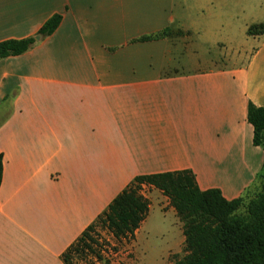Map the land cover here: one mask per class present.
<instances>
[{
  "label": "crops",
  "instance_id": "1",
  "mask_svg": "<svg viewBox=\"0 0 264 264\" xmlns=\"http://www.w3.org/2000/svg\"><path fill=\"white\" fill-rule=\"evenodd\" d=\"M195 2L201 19L187 23L176 0H0V43L62 16L51 36L0 60V264H64L138 176L190 170L201 190L227 200L255 188L264 149L248 106L264 108V33L247 32L264 25V3L240 16L239 0ZM166 29L189 41H139ZM195 36L225 62L181 72L176 56L198 48ZM145 197L177 217L161 191L148 186ZM148 218L111 264L147 257L139 236ZM179 222L178 243L161 254L167 264L183 254Z\"/></svg>",
  "mask_w": 264,
  "mask_h": 264
},
{
  "label": "trees",
  "instance_id": "2",
  "mask_svg": "<svg viewBox=\"0 0 264 264\" xmlns=\"http://www.w3.org/2000/svg\"><path fill=\"white\" fill-rule=\"evenodd\" d=\"M62 22L61 15L49 19L35 37L0 43V60L29 51L37 38L51 36ZM171 29L146 36L139 41H152L172 35ZM264 33L263 24L249 27L247 34ZM182 35L183 31H178ZM248 121L254 127V144L264 149V108L250 103ZM3 157L0 155V186ZM258 186L234 200H227L220 189L201 190L190 170L136 177L119 194L109 208L89 226L63 254L64 264H110L105 260V245L99 230L111 233L122 242L131 239L150 213V201L142 187H153L169 198L183 224L185 255L174 264H264V164L257 176Z\"/></svg>",
  "mask_w": 264,
  "mask_h": 264
},
{
  "label": "rangeland",
  "instance_id": "3",
  "mask_svg": "<svg viewBox=\"0 0 264 264\" xmlns=\"http://www.w3.org/2000/svg\"><path fill=\"white\" fill-rule=\"evenodd\" d=\"M183 0H176V13L178 15H183V19L185 22L189 23L191 21H198L201 19V12L197 10L196 0H187L186 5L188 6V10H183L181 4ZM240 5L237 7V13L241 16L244 14H248L250 10H255L258 8L257 5L259 3H264V0H239ZM242 33V35H241ZM173 36H180L178 32L174 31L172 33ZM183 37L188 38L190 33H184L181 35ZM194 46L198 47L190 48V52L188 51L180 52L176 56L177 62L179 66L178 69L181 72L190 71L194 65H208V64H219L222 65L225 62V57L219 51L212 49L209 45L206 44V40L201 38V36H195ZM244 40V33L239 31L238 36L236 37V44ZM242 43V42H241ZM192 58V61L190 60ZM204 65V66H205ZM258 186V181L255 184ZM256 188H252L250 192V196H253V191ZM157 201V200H156ZM147 224L145 229L142 230L139 236L140 240V250H143L147 253V257L143 259V261L139 264H167L166 262L161 260V254H163L168 248L175 247V244L178 243V234H179V225L180 222L176 216L172 212H168L163 209L162 205L158 202H154L152 209H150L149 218L147 220ZM150 232L148 234L147 232ZM100 241L107 247L111 248L112 244L116 243L115 248H111L113 253H118V255L125 254V245L123 242H112L109 240L107 232L103 229L99 231ZM122 243V244H121ZM117 255V256H118ZM185 255V251L183 249L182 256H173L172 260H176L177 258H182ZM133 258V257H132ZM106 261L111 262L114 258L110 259V256L106 254ZM97 262L96 259H92V262ZM103 263L104 262H98ZM93 264V263H92ZM111 264V263H110Z\"/></svg>",
  "mask_w": 264,
  "mask_h": 264
},
{
  "label": "built area",
  "instance_id": "4",
  "mask_svg": "<svg viewBox=\"0 0 264 264\" xmlns=\"http://www.w3.org/2000/svg\"><path fill=\"white\" fill-rule=\"evenodd\" d=\"M147 189H148V187L147 186H143L142 187V191H141V193H142V195H146L147 194ZM116 246H114V245H112V247L111 248H115ZM110 248V249H111ZM109 248H107L106 246H105V248H104V250H103V255H104V257H106V254H108L109 256H110V259L111 258H116L117 257V255H118V253H113L112 252V250H110Z\"/></svg>",
  "mask_w": 264,
  "mask_h": 264
}]
</instances>
